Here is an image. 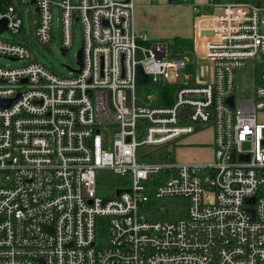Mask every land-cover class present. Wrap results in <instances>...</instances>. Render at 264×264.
<instances>
[{
  "label": "built area",
  "instance_id": "2783aa9c",
  "mask_svg": "<svg viewBox=\"0 0 264 264\" xmlns=\"http://www.w3.org/2000/svg\"><path fill=\"white\" fill-rule=\"evenodd\" d=\"M24 5L0 0L5 32L26 39H0V59L22 63L0 65V264H264V0L196 8L193 58L135 33L134 0H29L32 40ZM55 7L61 51L73 46L74 24L83 27V66L72 77L32 52L52 43ZM138 40L150 44L142 62ZM249 64L253 95L238 98L236 74ZM189 67L194 82L180 81ZM142 86L156 93L139 97ZM167 86L171 105L157 91ZM205 129L214 131V162L148 158V148ZM110 174L125 181L107 180L114 196L103 198L99 177ZM172 198L187 201L185 218L149 217L151 199Z\"/></svg>",
  "mask_w": 264,
  "mask_h": 264
},
{
  "label": "rangeland",
  "instance_id": "374dc122",
  "mask_svg": "<svg viewBox=\"0 0 264 264\" xmlns=\"http://www.w3.org/2000/svg\"><path fill=\"white\" fill-rule=\"evenodd\" d=\"M79 0H73L74 3H78ZM236 4H242L248 0H233ZM25 9V25L24 28L27 31V37L32 40L33 27L32 19L30 17L29 11L31 6L28 5L29 0H24ZM34 20L38 19V14L34 9L33 12ZM53 40L48 46H34L32 45V52L36 60L45 65L50 71L62 77H72L73 73L69 68L74 70L78 69V53L83 47V27L79 23H75L73 26V46L70 51L63 55L61 47L63 44V32L61 25V10L55 7L53 10ZM139 35L140 32H137ZM0 39L8 41L11 43L23 44L25 42V37L15 36L11 32H5L0 35ZM172 42V41H166ZM150 48L149 43L142 42L138 40L136 59L138 62H142L146 58L145 50ZM187 56L193 58L194 55L186 54ZM22 63L14 62L7 58L0 59V65L3 67H19ZM185 74H189L192 77L191 83L194 82V69L189 67L181 73L180 81H183ZM257 81V74L252 64L244 70H240L236 74V93L238 98H244L246 95L252 97V90ZM151 86V85H150ZM149 91L156 93L155 90H149V87L142 86L139 88V97L145 96ZM259 119L264 122V114H259ZM212 131L208 130L204 132V136L196 138V136L189 137L187 141L178 142L176 146L170 144L167 149L170 152L175 151V160L178 164H210L214 162L213 152L209 150L210 142L212 141ZM196 141V142H195ZM181 144V145H180ZM207 144V145H205ZM180 145V146H179ZM178 146V147H177ZM108 177L104 178L102 175L99 177L100 186L98 188V195L107 198L114 196L115 188L110 184L106 183L107 180L114 181L117 184L124 183V178L118 175L110 174ZM103 185V187H101ZM110 190V192H109ZM183 206H186L183 208ZM147 213L152 220L155 221H169L170 219H178L181 216H187V201L183 199H164V200H154L151 199L150 203L147 205ZM183 217V218H184Z\"/></svg>",
  "mask_w": 264,
  "mask_h": 264
},
{
  "label": "crops",
  "instance_id": "0c3cea01",
  "mask_svg": "<svg viewBox=\"0 0 264 264\" xmlns=\"http://www.w3.org/2000/svg\"><path fill=\"white\" fill-rule=\"evenodd\" d=\"M210 1L134 0L136 8L133 16V30L135 33H146L151 42L173 41L176 37L190 39L193 42V47L186 49L183 54H192L196 48L201 46L199 42L195 41V23L200 16L196 14L195 9L206 10ZM202 66L208 67L209 65ZM198 78L209 81L211 77L209 74L202 76L199 72ZM208 130H211L213 133L212 141L209 145H205L209 146V150L213 152V129L202 130L194 136L196 138L202 137L204 136V132ZM188 139L189 137L183 141H187Z\"/></svg>",
  "mask_w": 264,
  "mask_h": 264
},
{
  "label": "trees",
  "instance_id": "16d2710c",
  "mask_svg": "<svg viewBox=\"0 0 264 264\" xmlns=\"http://www.w3.org/2000/svg\"><path fill=\"white\" fill-rule=\"evenodd\" d=\"M219 1V0H216ZM193 47V42L190 39H182L180 37H176L170 45V52L174 55L183 54L186 49H190ZM173 87H159L157 91L159 95H165L164 100L160 101L161 104L171 105L173 103ZM147 152L148 158L153 162H167V161H174L175 160V151L172 153L170 152L167 147L162 148H148ZM186 206H183V208ZM184 216L179 217L178 219H170L169 221L174 220H181ZM185 218V217H184Z\"/></svg>",
  "mask_w": 264,
  "mask_h": 264
},
{
  "label": "water",
  "instance_id": "95a60500",
  "mask_svg": "<svg viewBox=\"0 0 264 264\" xmlns=\"http://www.w3.org/2000/svg\"><path fill=\"white\" fill-rule=\"evenodd\" d=\"M18 1H19V3H21L22 0H18ZM32 2H34V0H32ZM7 24H8V22H7L6 19L0 21V34H2L3 32L7 31ZM62 53H63V55L66 54L64 50L62 51ZM77 57H78V66H79V67H82V66H83V47H82V49L79 51ZM260 61H261V59H260ZM69 69L72 70L71 68H69ZM74 72L79 73V70H78V71H75V70H74ZM148 81H149L148 76L145 75L143 69H142L141 67H139V70H138V82H139V84H140V85H145V84L148 83ZM228 103H229L231 106H233L234 98L231 97V98L228 100ZM183 115H184V114H183ZM249 158H250L249 155H248V156H242V157H241V159H242L243 161H248ZM234 159H235V155L233 154V161H234ZM121 192H122V191H118L117 195L119 196V195L121 194ZM249 202L253 203V202H254V199H251ZM251 214L254 216V211H251Z\"/></svg>",
  "mask_w": 264,
  "mask_h": 264
}]
</instances>
